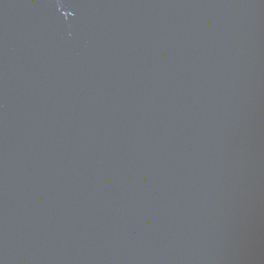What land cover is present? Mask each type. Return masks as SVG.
I'll return each instance as SVG.
<instances>
[{"label": "water", "instance_id": "obj_1", "mask_svg": "<svg viewBox=\"0 0 264 264\" xmlns=\"http://www.w3.org/2000/svg\"><path fill=\"white\" fill-rule=\"evenodd\" d=\"M0 264H264V0H0Z\"/></svg>", "mask_w": 264, "mask_h": 264}]
</instances>
